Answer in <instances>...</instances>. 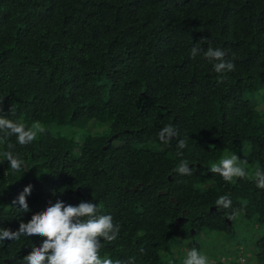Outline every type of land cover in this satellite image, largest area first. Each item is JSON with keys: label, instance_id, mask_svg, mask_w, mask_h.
Returning <instances> with one entry per match:
<instances>
[{"label": "trees", "instance_id": "obj_1", "mask_svg": "<svg viewBox=\"0 0 264 264\" xmlns=\"http://www.w3.org/2000/svg\"><path fill=\"white\" fill-rule=\"evenodd\" d=\"M209 46L235 65L223 82L203 57ZM258 90L264 0H0V118L44 129L26 146L9 138L19 172L0 143V229L17 231L58 200L93 202L120 228L101 258L171 264L161 255L175 239L228 234L236 219L264 226V189L249 175L264 171V104L247 99ZM90 125L106 129L80 144L59 132ZM165 125L178 133L168 145L157 138ZM232 154L246 176L225 182L209 169ZM181 160L193 175L173 171ZM28 185L20 213L12 201ZM220 196L231 208L218 210ZM42 243L0 242V264H25ZM252 249L251 264H264V236Z\"/></svg>", "mask_w": 264, "mask_h": 264}, {"label": "clouds", "instance_id": "obj_2", "mask_svg": "<svg viewBox=\"0 0 264 264\" xmlns=\"http://www.w3.org/2000/svg\"><path fill=\"white\" fill-rule=\"evenodd\" d=\"M202 49L193 47L191 57L195 58ZM226 52L221 48L209 46L203 51V57L212 63L213 69L220 74L218 82H223L224 74L235 69V65L225 61ZM43 127L35 122L31 127L24 123L14 122L8 118H0V143H6L8 150L4 152L5 160L13 172H19L24 164L13 149L15 145L8 143L10 137H15L16 144L26 146L36 140L38 133H43ZM178 135L177 130L171 125H165L157 133L159 142L163 145L171 143ZM189 137L180 139L176 145L177 155L187 147ZM237 155L225 157L218 164H213L209 171L218 174L225 182H234L237 178H244L246 171L242 164L238 163ZM184 176L193 175L189 169V162L181 160L173 170ZM258 189H264V171L257 169L253 177ZM32 185H28L12 201L18 204L20 213L29 211L26 197L31 194ZM218 210L231 208L232 201L227 196H220L215 201ZM237 214L233 210L229 219ZM120 228L113 223L111 215L98 214L97 205L93 202H80L78 206L65 205L57 201L44 211L32 215L27 223H20L17 231L0 229V242L17 241L21 237L36 236L43 240L40 247H32L29 255L24 257L25 264H114L111 258H101L100 250L102 241L111 243L117 239ZM142 251V250H141ZM115 264H125L122 261H115ZM126 264H135V257H130ZM183 264H209L208 257L201 254L197 249L187 251Z\"/></svg>", "mask_w": 264, "mask_h": 264}, {"label": "rangeland", "instance_id": "obj_3", "mask_svg": "<svg viewBox=\"0 0 264 264\" xmlns=\"http://www.w3.org/2000/svg\"><path fill=\"white\" fill-rule=\"evenodd\" d=\"M247 99L256 107L259 103L263 105L264 92L258 90L255 97H247ZM260 109H257V116L261 114ZM105 129L103 126L90 125L83 130L60 129L59 132L72 137L80 144L84 137L88 135L99 136L103 134ZM254 174L255 171L250 168V178H253ZM261 236H264V226H256L248 218L236 219L228 234L200 231L188 238L184 237L181 241L175 239L162 252L161 257L170 261L171 264H183L187 251L195 248L208 257L209 264H251L254 242Z\"/></svg>", "mask_w": 264, "mask_h": 264}, {"label": "water", "instance_id": "obj_4", "mask_svg": "<svg viewBox=\"0 0 264 264\" xmlns=\"http://www.w3.org/2000/svg\"><path fill=\"white\" fill-rule=\"evenodd\" d=\"M178 222H179V220H178Z\"/></svg>", "mask_w": 264, "mask_h": 264}, {"label": "flooded vegetation", "instance_id": "obj_5", "mask_svg": "<svg viewBox=\"0 0 264 264\" xmlns=\"http://www.w3.org/2000/svg\"><path fill=\"white\" fill-rule=\"evenodd\" d=\"M214 210V209H213Z\"/></svg>", "mask_w": 264, "mask_h": 264}]
</instances>
